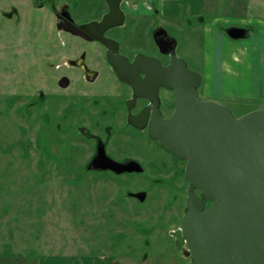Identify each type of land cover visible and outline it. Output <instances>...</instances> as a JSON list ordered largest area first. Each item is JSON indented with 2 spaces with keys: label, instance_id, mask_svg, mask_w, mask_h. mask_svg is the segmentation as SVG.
I'll return each instance as SVG.
<instances>
[{
  "label": "rangeland",
  "instance_id": "obj_1",
  "mask_svg": "<svg viewBox=\"0 0 264 264\" xmlns=\"http://www.w3.org/2000/svg\"><path fill=\"white\" fill-rule=\"evenodd\" d=\"M77 1L89 11L99 0ZM129 1L138 3L140 13L152 14L141 2ZM205 3L203 19L165 14L178 55L197 66L205 98L236 116L264 108V0ZM10 4L19 11L41 10L28 0H0V264H191L169 235L184 215L187 181L182 174L154 187L143 204L118 199L110 206L108 190L115 182L65 178L73 175L67 173L66 151L37 139L33 115L24 107L36 80L29 71L44 56L46 40L28 32L26 21L16 30L3 17ZM231 25L247 26V35L231 39L225 32ZM141 146L136 152L149 166L156 146ZM141 178L136 175L133 185Z\"/></svg>",
  "mask_w": 264,
  "mask_h": 264
},
{
  "label": "flooded vegetation",
  "instance_id": "obj_2",
  "mask_svg": "<svg viewBox=\"0 0 264 264\" xmlns=\"http://www.w3.org/2000/svg\"><path fill=\"white\" fill-rule=\"evenodd\" d=\"M99 1L92 2L89 11L80 8L77 0H28L41 10L19 11L13 4L3 10V17L12 21L16 30L26 21L28 32L46 40L41 45L46 48L44 56L29 71L36 80L28 91L31 96L24 111L33 115L37 139L56 142L66 151L67 173L73 175L65 178L115 182L116 187L108 190L112 193L110 206L119 203L118 199L143 204L154 187L167 186V180L182 174L187 181L185 209L186 162L149 135V130L161 128L162 121L175 110L183 74V68L172 59L173 51L183 58L177 53V40L165 25V14H158L157 8L150 10L152 14H142L138 3L120 0L124 14H105L116 0ZM137 1L145 9L149 6L145 0ZM104 17L107 20L101 24ZM72 39L79 43L72 44ZM91 45L94 52H88ZM110 54L117 57L124 79L118 76ZM140 55L150 59H137ZM185 61L189 70L199 72L197 66ZM201 84L202 80L200 96L209 99L201 94ZM151 144L156 146L155 159L146 166L136 148ZM133 162L142 169L117 171L120 164ZM136 175L142 177L137 186L133 185ZM162 189L167 192V187ZM108 191L100 192L108 195ZM180 227L169 230L175 244L172 232Z\"/></svg>",
  "mask_w": 264,
  "mask_h": 264
},
{
  "label": "water",
  "instance_id": "obj_3",
  "mask_svg": "<svg viewBox=\"0 0 264 264\" xmlns=\"http://www.w3.org/2000/svg\"><path fill=\"white\" fill-rule=\"evenodd\" d=\"M119 4L110 3L105 14H124ZM225 32L236 40L246 28L229 26ZM109 59L124 79L117 57ZM172 59L183 68L175 110L149 135L186 162V211L172 232L176 244L191 264H264V108L236 116L228 106L202 98L201 74L174 51ZM141 169L133 162L117 171Z\"/></svg>",
  "mask_w": 264,
  "mask_h": 264
},
{
  "label": "crops",
  "instance_id": "obj_4",
  "mask_svg": "<svg viewBox=\"0 0 264 264\" xmlns=\"http://www.w3.org/2000/svg\"><path fill=\"white\" fill-rule=\"evenodd\" d=\"M147 10L157 8L158 14H181L182 16H197L205 18L207 12L206 0H145Z\"/></svg>",
  "mask_w": 264,
  "mask_h": 264
},
{
  "label": "trees",
  "instance_id": "obj_5",
  "mask_svg": "<svg viewBox=\"0 0 264 264\" xmlns=\"http://www.w3.org/2000/svg\"><path fill=\"white\" fill-rule=\"evenodd\" d=\"M201 19V18H200Z\"/></svg>",
  "mask_w": 264,
  "mask_h": 264
}]
</instances>
